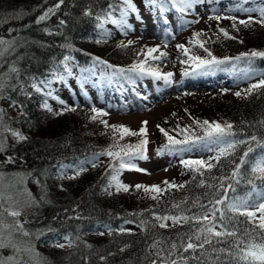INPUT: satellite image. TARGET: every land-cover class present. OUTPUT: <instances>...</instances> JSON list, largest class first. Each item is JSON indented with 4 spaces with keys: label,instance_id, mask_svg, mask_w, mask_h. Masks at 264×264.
<instances>
[{
    "label": "trees",
    "instance_id": "obj_1",
    "mask_svg": "<svg viewBox=\"0 0 264 264\" xmlns=\"http://www.w3.org/2000/svg\"><path fill=\"white\" fill-rule=\"evenodd\" d=\"M214 1L231 8L264 7V0H249L248 3H242V0ZM132 2L136 4V1ZM58 3L60 0H0V39L15 42L14 50L0 67V78L6 85L0 94V111L3 114L0 141L4 144V150L0 152V180L18 176L23 180L27 194L31 193L39 202L29 207L30 200L25 197V192L23 195L17 194L15 189L8 190L15 198V204L10 207L19 208L21 216L14 218L7 214L5 223L12 224L19 219L32 236L23 237L17 233L16 239L22 245L31 240L40 254L36 260L41 264H152V261L169 264L173 260L177 264H235L232 258L212 252L207 245L205 249L187 252L180 247L205 221L190 219L173 224L171 219L157 220L156 217L201 216L211 210L215 200L225 197L231 200L251 194L253 200L258 199V194L264 191V182L255 180L256 189L253 191V185L248 183L253 179L250 164L240 168L241 176H232L249 145L239 143L234 149H228L219 160L210 162L211 170L196 171L189 167L184 171L183 168L178 178L167 179L168 183L159 187L163 190L161 193L151 191L152 187L147 192L117 191L115 182L109 187L112 175L120 176L119 159L101 154L108 150L120 152L122 148L140 144L144 136L124 135L121 138V132L115 127L103 125V116L99 114H94L96 119L87 115L84 119L76 118L79 113L75 112L83 109L71 111V108H66L61 114L59 111L63 106L54 96L63 87L78 82H97L105 85L106 90L111 85L133 83L139 76L136 73L125 71L123 75L112 76L114 70H127L133 64L144 63L145 68L158 71L161 77L167 71L152 67V57L141 62L131 56L135 53H129L130 47L123 40L125 36L116 33L112 23L105 22L103 27L99 26L98 17L104 18L106 13H112L113 19L120 18L119 10L126 7L122 0H63L57 8ZM171 5V0H168L166 7ZM49 9L54 11L38 23L39 17ZM86 12L90 14L86 15ZM240 20L247 21L245 18L222 19L218 24L213 23V28L203 31L202 41L184 38L178 43V46L189 49L185 55L184 48L179 47L180 59L175 72L179 78L190 75L206 77L228 87L224 91L220 88L222 96L214 107H182L175 113V119L157 120L152 130V154L161 157L180 150L184 155L203 149L206 141L193 144L191 139L189 143L173 148L160 129L177 140H184L185 136L194 139L203 136L205 120L222 126L232 124V135L227 137L229 141L250 140L256 136L264 142V124L261 123L264 121V89L247 91L254 78L259 80L264 75V57H255L251 61L244 57L239 61L235 59L243 53L264 51V26L252 22L245 27L239 23ZM221 29L234 39L225 38ZM200 43L217 59L229 58L228 62L212 71L197 70L189 56L210 59ZM99 60L106 63L100 64ZM13 66L18 69L15 73L10 71ZM249 66L255 75H245ZM110 76L111 80L108 79ZM34 84L41 89L40 92L34 89ZM244 87L246 89L241 91L240 88ZM236 92L241 96L237 97ZM14 105L20 108L19 113H13ZM142 127L143 124L134 129L126 128L139 133ZM13 131L26 139L11 141L9 134ZM251 143L254 151L249 154V160L264 155V148L255 141ZM97 162L100 164L93 167L92 164ZM81 167L86 170L75 179L60 178L62 169L70 175ZM116 169H119L118 173ZM229 184L233 185L234 191L227 188ZM127 193L136 195L140 201L126 200ZM7 196L6 193L0 203H7ZM235 215L238 221L247 220L245 216ZM160 223L168 227L161 228ZM237 226L244 229L253 227V224L240 223ZM41 232L43 235L37 239ZM101 232L104 235H99ZM65 237L71 238V247L61 249L52 246L55 243L67 244ZM154 241L161 242L158 246L163 249L160 256L156 255L157 249L150 247ZM193 242L198 243L194 237ZM172 243L177 244L176 250H171ZM215 247L227 245L217 244ZM170 250L172 255H169ZM0 254L10 256L12 250L2 249Z\"/></svg>",
    "mask_w": 264,
    "mask_h": 264
},
{
    "label": "snow or ice",
    "instance_id": "obj_2",
    "mask_svg": "<svg viewBox=\"0 0 264 264\" xmlns=\"http://www.w3.org/2000/svg\"><path fill=\"white\" fill-rule=\"evenodd\" d=\"M204 2V0H171V3L173 6L177 7V11L181 13H185L188 10H190L195 3H201ZM249 0H242V3H248ZM63 3V0H60V3L56 5L57 8L60 7V4ZM124 7L122 10H119V19H113L112 13H106L104 18H99L100 20V27H103V24L105 22H110L114 25H117L122 30H127L131 28V25L127 22V17L130 12L135 13L137 12L136 6L133 4L132 0H122ZM145 3L152 9L159 8V12L163 14L168 10L166 7L168 0H145ZM240 11H244L247 13H251L253 9L251 8H240ZM54 9H49L47 12L44 13V15H41L39 17L38 23L40 21H44L49 13L53 12ZM116 11V9H114ZM256 11L259 12L260 18L256 21H253L251 17L249 20H240L239 23L244 25L245 27L249 26L250 23L255 22L259 23L262 26H264V7H261L257 9ZM86 15L90 14L89 12L85 13ZM139 18V17H138ZM215 18L217 20L221 19L222 17L220 15H216ZM228 19H235L234 17H223ZM167 19L165 18L164 23L167 24ZM61 24L64 23V21H60ZM225 38L234 39V37H230L228 32L224 31L223 29L220 30ZM105 35H108L107 32H105ZM196 36H199L200 33H196ZM100 41H97L99 43ZM131 43V42H129ZM14 41H6L4 39H0V67H2V62L4 61L5 57L14 50ZM199 46L201 48H204L203 43H200ZM180 48H184V54L188 55L189 49L185 48L183 45L178 46ZM157 49L152 48L148 49V53L151 54L153 52H156ZM204 51L207 52L210 59H203L200 56H189L188 59L192 61V63L195 65V68L197 70H208L212 71L218 68L221 64H224L228 62L229 58H225L223 60L217 59L215 56L212 55L210 51H208L206 48H204ZM161 55H164V53H161ZM241 57L247 58L249 61H251L255 57H264V51H251L250 53H243L241 56L236 57L235 59L239 61ZM68 57H65V60H67ZM187 63V61H183ZM98 63L105 64L106 62L103 60H99ZM67 67V66H66ZM107 67L112 68V65H107ZM11 72H17L18 69H16L14 66L10 68ZM127 71L129 73H136L137 75H151L155 77L156 79L163 78L165 82H170L172 73H167L161 77V74L151 68H145L144 63L139 64H133L129 69H116L112 73V76H115L117 74L123 75L124 72ZM187 75V73H185ZM245 75H255L254 72H251L250 66L249 69L245 71ZM109 80L112 79V77H108ZM128 79L131 80V77H128ZM134 82V81H133ZM5 83L2 82V78H0V94H2L3 89L5 87ZM33 87H35L37 92H40L41 89L39 87H36L34 84ZM257 89H264V75L258 80L257 83H254L251 85V87L247 90L249 93H251L253 90ZM50 94V93H49ZM235 95L237 97L241 96L240 92H236ZM61 104L64 103V101H60ZM44 107H48L45 103ZM71 111H75L76 109L73 107L70 109ZM48 111H52L51 108H48ZM92 111L94 113L97 112L96 108H92ZM99 115H107V113H98ZM2 111H0V126H2ZM93 119H96L94 116ZM145 125L147 122H144ZM262 124H264V121H261ZM203 136H196L194 139L185 136L184 140H177L173 138L172 136L168 135V133L164 129H160L161 132L164 133L165 136H167L168 139V145L170 146H176V145H184L189 143V140L191 139V143L195 144L197 142L206 141L209 145L216 144V145H226V147H223L220 149L219 155L213 157V159L219 160L220 156H222L228 149H234L237 144L239 143H246L248 144V148L243 152V155L240 157L239 164L236 165L235 170L232 172L233 177H239L241 176L240 168L244 166L245 164H250V171L253 176V179L248 180L249 184L253 185V191L256 189V185L254 183L255 180H260L264 182V155L260 156L259 158L255 160H249V154L254 151V148L252 146V141H255L256 144L262 148H264V142L257 139L256 136H252L250 140H241V141H229L227 137L232 135L231 129L233 128V125L228 123L224 126H222L220 123L215 122H209L207 120L203 121ZM13 136L18 137L20 141H23L26 139V137L19 132L13 131ZM124 135L129 136H136L146 135V128L142 127L140 132H133L129 130L126 127H123L121 129V138H123ZM148 141L146 139L142 140L140 144L128 147V148H122L120 152H113L111 150L106 151L105 153H102L101 155H107L109 157H114L119 159V169L129 168V169H135L137 171H140V169L136 168V165L132 163V160L135 158H141L145 159L146 157L143 155V149L147 145ZM135 149V151H133ZM4 150V144L2 141H0V152ZM172 150V149H170ZM121 152L123 153V156H121ZM127 157V159H125ZM9 162H12L11 159ZM186 167H191L192 165H196L197 168L196 171H199L200 169H208L211 170L212 165L211 163H208L204 161L203 159L199 160H186L182 161ZM93 167L96 166L95 163L92 164ZM119 169H116L115 171L118 173ZM86 169L81 167L78 170L75 171L74 175H68L67 172L61 170L60 178L61 179H75L76 176H79L81 172L85 171ZM23 181H21L22 183ZM112 182H115V187L117 191L120 189H123V191L127 192L129 191L128 186H125L121 184L117 178V175H112L111 181L109 182V187L112 186ZM239 182V181H237ZM39 183V181H37ZM168 183V182H165ZM137 188H140V185H136ZM179 187H183V185H180ZM227 188L235 190L233 185L229 184ZM107 190V189H106ZM146 192L149 191L148 188L144 189ZM153 192L161 193L163 190L160 189L158 186H154L150 189ZM46 191L44 192V195H46ZM111 194V193H109ZM28 197L30 200V203L28 204L29 207L32 205H37L39 202L36 201V199L32 196L31 193H28ZM155 199V197H153ZM4 196L3 193H0V201H3ZM8 200H12V197H7ZM41 199H44V196L41 197ZM227 200V203H226ZM48 202V201H45ZM211 203V202H210ZM217 205H221V208L216 207ZM178 207V206H177ZM201 207H204L203 205ZM252 209H256L255 211ZM4 211L8 212V215L14 218H19L21 216V211L16 208H10V209H3V204L0 203V250L2 249H11L12 255L10 256H3L0 254V264H41L40 261L36 260V257L40 256L38 252H36L35 245L31 242V240L25 242V244H21L16 239V234L23 237H31L32 234L24 229L23 224L20 223L19 219H15L12 224L5 223L4 220ZM257 212H259V216H257ZM219 213V215H217ZM226 213H233L234 215L228 216ZM239 216H245L247 217V220L245 221H238L236 219V215ZM211 217V219H210ZM157 220H169L171 219L173 224L179 223L181 220L184 222H188L190 219L199 221H205L206 223L201 224V226L194 230L192 235L188 236V242L186 244H181L180 247L183 248L185 252L188 250L195 251L196 249H205V246H210V249L212 252L218 253V254H224L230 258H232L235 261V264H264V191H261L258 194V199L253 200L251 198V194L244 198H233L231 200H228L227 197L224 199H217L212 203V208L210 211H205L203 215L201 216H194L192 218H189L187 216H164V217H156ZM258 220V224H256V221ZM240 223H252L253 227L251 228H244L241 229L237 225ZM231 224L232 227L229 228L228 225ZM159 227L165 228L168 227L165 223H160ZM219 229V230H217ZM43 235V232L37 235V239H39V236ZM99 235H104L103 232L99 233ZM193 237L195 238L196 242H193ZM66 240H68L67 244L64 243H55L52 246L56 248H65V247H71L72 246V240L70 237H65ZM161 244L160 241H154L150 247L152 249H157L156 255L160 256V252L163 251L162 248H159L158 246ZM217 244H226L227 247H221L217 248L215 245ZM171 250H176L178 248L176 243L171 244ZM169 251V255H172L173 252ZM123 251V249H121ZM152 264H156V261H152ZM169 264H177L176 261H170Z\"/></svg>",
    "mask_w": 264,
    "mask_h": 264
},
{
    "label": "rangeland",
    "instance_id": "obj_3",
    "mask_svg": "<svg viewBox=\"0 0 264 264\" xmlns=\"http://www.w3.org/2000/svg\"><path fill=\"white\" fill-rule=\"evenodd\" d=\"M132 1H136V5L138 7L142 6L143 0ZM194 5V9L188 10L185 13L183 27H180V24L177 22L178 18L174 16H169V19L167 20V24L169 23V25L162 24L159 15L156 14L149 6L146 7V9H140L138 13H131L129 19L134 29L129 38L130 42L134 45L130 46V44H126L128 48L130 46V49L128 50L129 53L134 52L135 54H132L131 56L141 62H143L142 59L147 60V57H152V67L159 71L174 73L175 83L171 89L161 91L160 99L153 98L154 102L152 104V102H150L152 100L150 99L154 96L155 91L152 88L147 87L139 94L140 96L142 94H146V99L142 103L143 105L140 106L139 104V106H137V104L132 102L131 106L126 108L112 102H105L106 104L98 107V103L94 98H92V102L95 105V107H92L102 111L103 113H107V115H103V119L101 120L105 127H115L119 132H121L123 127L134 129L143 124V126L147 129V157L145 159L132 162L136 165L137 169H140V171L138 172L137 170L132 169L135 171L134 173L126 172L120 179L124 183L123 185L128 186L129 190L132 189V191L138 192L143 191L145 188H150L153 185L161 187L165 184L167 179L172 180L178 178L183 168L184 171L189 168L181 164V158L178 155L157 157L152 154L153 124L157 120L164 118H167L168 120L171 118L175 119V113L182 110V107L195 108L199 106L200 108H204L207 105L214 107L222 96L220 92L221 86L218 87L215 82L209 79H199L197 77L183 79L179 78L175 74L178 66V60L180 59L178 43H180V41L184 38L194 40L195 42L202 41L203 31H206L209 27L213 28V23L217 22L218 24L222 19H225L223 17H234L235 19H239L247 14H250L257 17V19L260 18L259 12L255 9H253L251 13L240 11L239 9L243 8L242 6L235 8L227 6V10L226 7H222L221 5L209 0H204V2L195 3ZM216 15H220L222 18L219 20L210 18L215 17ZM166 30L170 31L166 33ZM196 33H200V35L196 36ZM152 48L157 49V51L149 54L148 49ZM161 53H164V55H161ZM255 80L256 79L254 78V82H251L248 87H251L252 84L256 83ZM226 87L227 86L222 87V91H224ZM245 89L246 87L240 88L241 91H244ZM84 94L91 97L95 96L92 90L89 91V94H87V91L84 90ZM58 97L65 98L72 107L74 105H84L82 107L92 108L91 106L86 105L88 103L87 100L79 96L76 90L66 89L63 92H59ZM88 110L89 109L77 110L81 112H75L79 113V115H75V117L79 119L86 118L85 115L94 117L95 115L88 113ZM63 111L64 110L60 109L59 113L62 114ZM144 122H147V124L145 125ZM12 133L9 134V139L11 141H19V138L13 136ZM223 147H226V145L211 144L209 145L210 151L208 154L211 156L219 154L220 149ZM209 158L211 157H202L197 158L196 160L203 159L210 163L208 160ZM191 167H194L195 169L197 168L196 165H192ZM1 176L2 175H0V177ZM21 181L23 180L18 178L16 175H11L10 178L5 177L0 180V193H3V196L7 193L8 196L12 197L11 201L6 198L5 200H7V203L5 204L4 202H1L3 207H8L10 209V206L15 204V198L8 190L15 189L17 194H19L18 192L21 194L25 192V197H28L27 188L24 186L23 182L21 183ZM136 185H140L141 187L137 188ZM135 196L136 195H133L132 193H127L125 199L133 202L140 201V199ZM143 200L146 201V199ZM252 210L255 211L256 209ZM7 214L8 212L4 211V219H7ZM257 216H259V212H257Z\"/></svg>",
    "mask_w": 264,
    "mask_h": 264
}]
</instances>
